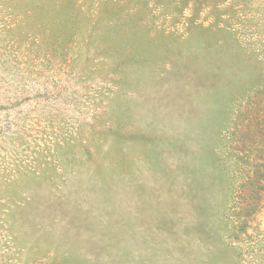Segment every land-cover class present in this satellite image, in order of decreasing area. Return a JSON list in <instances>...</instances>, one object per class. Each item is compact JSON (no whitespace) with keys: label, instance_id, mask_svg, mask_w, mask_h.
<instances>
[{"label":"rangeland","instance_id":"obj_1","mask_svg":"<svg viewBox=\"0 0 264 264\" xmlns=\"http://www.w3.org/2000/svg\"><path fill=\"white\" fill-rule=\"evenodd\" d=\"M0 264H264V0H0Z\"/></svg>","mask_w":264,"mask_h":264}]
</instances>
